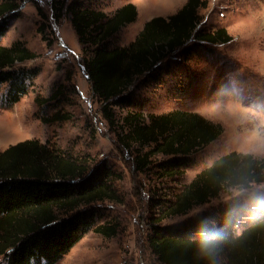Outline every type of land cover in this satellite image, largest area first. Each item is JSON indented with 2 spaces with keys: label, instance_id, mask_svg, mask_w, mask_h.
Masks as SVG:
<instances>
[{
  "label": "trees",
  "instance_id": "1",
  "mask_svg": "<svg viewBox=\"0 0 264 264\" xmlns=\"http://www.w3.org/2000/svg\"><path fill=\"white\" fill-rule=\"evenodd\" d=\"M20 6V0H0V22ZM207 6L205 0H187L175 14L146 21L127 45L111 47L115 35L136 21L134 4L106 15L88 0L49 2L54 22L69 18L83 52L80 64L118 149L128 153L134 173L153 172L157 181L168 185L169 198H149L155 212L149 217L147 240L160 264H264V216L258 213L238 223L246 209L236 203L204 212L181 228L160 225L163 219L182 217L208 204L229 188L264 184V161L236 151L220 155L185 182L193 157L220 139L222 127L176 108L145 113V102L137 94L141 86L159 84L161 69L172 60L188 58L192 47L205 52L230 42L223 27L198 29L200 11ZM37 12L47 21L40 8ZM1 26L0 36L5 25ZM37 32L42 35L43 28ZM37 57L19 41L0 45V85L8 83L2 103L11 106L25 95V84L11 69ZM71 92L72 85L61 83L48 98L36 102L69 105ZM71 116L56 109L42 120L64 122ZM94 163L87 154L74 155L36 139L0 152V259L5 264H56L89 231L104 238L116 235L117 224L96 225L97 204L117 199L111 185L114 173ZM214 234L213 253L205 255L201 240Z\"/></svg>",
  "mask_w": 264,
  "mask_h": 264
},
{
  "label": "rangeland",
  "instance_id": "2",
  "mask_svg": "<svg viewBox=\"0 0 264 264\" xmlns=\"http://www.w3.org/2000/svg\"><path fill=\"white\" fill-rule=\"evenodd\" d=\"M20 1L17 13L5 23L0 22V26L5 25L0 45L10 46L19 41L38 57L11 69L18 71L26 92L11 106L0 99V152L18 142L36 139L74 155L87 154L90 160L108 166L114 173L111 185L117 199L97 204L100 212L96 225L115 223L119 227L116 235L104 238L89 231L56 264H160L147 240L149 217L155 212L150 208L149 198L152 195L154 200L169 198L168 185L157 181L153 172L134 173L130 156L118 149L80 64L83 52L69 18L63 16L59 22H54L49 10L50 0ZM186 1L88 0V3H94L106 15L127 3L135 5L136 21L115 35L113 47L127 45L146 21L173 15ZM205 1L208 6L200 11L198 29L211 31L223 27L231 36L230 42L214 45L205 52L192 47L188 58L172 60L161 69L160 80L156 77L159 84L144 85L137 91L145 102V113L160 114L176 108L197 113L222 127L220 139L193 157L185 172V182L220 155L238 152L255 129L257 115L264 114V0ZM37 8L47 15V21L39 16ZM40 27L42 35L37 32ZM61 83L74 87L75 92L67 94L69 105L36 102L48 98ZM7 87V82L0 85V96ZM56 109L70 113V120L56 123L42 120ZM259 159L264 161V158ZM229 196L231 193L227 190L185 216L163 219L160 225L181 228L200 214L217 211L230 203L246 209L238 223L258 213L264 216V184L243 190L239 196L225 202V197ZM242 223L237 225L238 231ZM0 264H5L3 259Z\"/></svg>",
  "mask_w": 264,
  "mask_h": 264
},
{
  "label": "clouds",
  "instance_id": "3",
  "mask_svg": "<svg viewBox=\"0 0 264 264\" xmlns=\"http://www.w3.org/2000/svg\"><path fill=\"white\" fill-rule=\"evenodd\" d=\"M258 123L251 134L245 139L243 144L238 148V152L243 156H252L264 158V114L257 115ZM254 186V185H250ZM231 196L225 197V202L228 199L239 196L243 191L240 187L229 188ZM216 235L204 237L200 243V250L208 256L213 253V246L216 242Z\"/></svg>",
  "mask_w": 264,
  "mask_h": 264
}]
</instances>
